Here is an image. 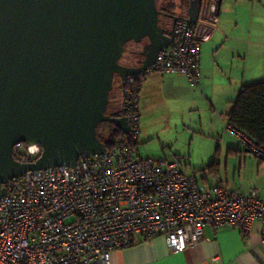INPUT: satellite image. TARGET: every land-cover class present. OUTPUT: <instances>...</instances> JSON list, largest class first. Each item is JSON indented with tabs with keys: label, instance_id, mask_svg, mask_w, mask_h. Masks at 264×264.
I'll return each mask as SVG.
<instances>
[{
	"label": "built area",
	"instance_id": "obj_1",
	"mask_svg": "<svg viewBox=\"0 0 264 264\" xmlns=\"http://www.w3.org/2000/svg\"><path fill=\"white\" fill-rule=\"evenodd\" d=\"M169 29L171 43L156 61L124 80L127 140H118L103 154L83 155L73 166H50L3 181L0 264H112L115 251L160 236L179 254L201 243L208 226L234 228L247 238L260 222L264 242V198L259 190L206 188L195 174L183 172L179 160L138 155L141 90L136 83L159 73L184 75L192 86L200 84L196 26L187 15H178ZM233 133L264 161L263 148ZM41 152L38 145L17 144L13 149L21 163L37 161Z\"/></svg>",
	"mask_w": 264,
	"mask_h": 264
},
{
	"label": "water",
	"instance_id": "obj_2",
	"mask_svg": "<svg viewBox=\"0 0 264 264\" xmlns=\"http://www.w3.org/2000/svg\"><path fill=\"white\" fill-rule=\"evenodd\" d=\"M158 2L0 0V197L4 180L105 153L103 122L129 134L125 109L120 117L107 110L115 77L124 84L144 72L171 43ZM203 2L190 1L195 26ZM144 42L137 65H123L128 45ZM17 144L38 145L41 156L19 162Z\"/></svg>",
	"mask_w": 264,
	"mask_h": 264
},
{
	"label": "crops",
	"instance_id": "obj_3",
	"mask_svg": "<svg viewBox=\"0 0 264 264\" xmlns=\"http://www.w3.org/2000/svg\"><path fill=\"white\" fill-rule=\"evenodd\" d=\"M166 1L164 3L168 4ZM256 1L222 0L219 7L217 2L204 0L196 26V36L201 46L199 86H192L184 75L153 73L143 82L140 99L150 98L154 104L177 103L197 112L204 106H210L213 117H218L219 120L225 119L228 125L229 114L243 88L259 83L256 82V77L264 75V7L263 0L259 3ZM172 4L176 6L175 17L187 15L190 1L179 0V3L172 2ZM213 6H216V12L212 11ZM174 18L170 19V27ZM204 37H207V40H204ZM145 106L148 107V104L145 103ZM211 130L215 131L214 128ZM152 131L151 127L144 124L139 145L153 139L155 135ZM228 134L226 133L223 139H219L218 146L221 147L226 143L228 151H240L241 153L233 156L235 165L241 170L244 166L247 170L252 162H248V157L244 158L240 147L224 141ZM201 135L205 137L204 134ZM159 139L161 140V136ZM220 140L223 142L220 143ZM160 142L161 145L169 143L168 140ZM139 145L138 155L141 157ZM245 152L250 157H254L247 149ZM160 159H179L183 172L189 174L188 163L186 159L180 158L179 154L172 158H165L164 154V158ZM196 176L200 184L206 188L222 185L241 193H248L254 188L248 184H239L237 181L232 185L230 182L224 184L223 181L216 182L214 179L208 181L203 178L201 181L198 175ZM254 189L259 190L264 198V161L258 158H256ZM262 230V223L256 222L250 235L245 238L234 228L215 229L208 226L205 228L201 243L179 254L172 253L166 237L141 240L130 248L115 251L112 254V264H264Z\"/></svg>",
	"mask_w": 264,
	"mask_h": 264
},
{
	"label": "rangeland",
	"instance_id": "obj_4",
	"mask_svg": "<svg viewBox=\"0 0 264 264\" xmlns=\"http://www.w3.org/2000/svg\"><path fill=\"white\" fill-rule=\"evenodd\" d=\"M165 0H159L158 5L161 10ZM260 0L256 2L259 3ZM168 4L179 3V0H167ZM264 7V0H263ZM170 19L162 16V25L165 28H170ZM264 32V29H263ZM144 42L141 45L131 43L127 47V51L124 54L121 63L127 66H134L138 63V58L135 55L136 52L142 50ZM264 64V59H263ZM256 82L264 81V75L256 77ZM122 89L121 81L118 76L115 77L114 90L111 93V102L115 106H120L122 102ZM148 104V107L145 106ZM152 104V105H151ZM140 113H141V129L144 128V124H147L153 129L154 137L147 143H143L140 146V154L142 158H172L174 155L179 154L180 158L186 159L188 163V173L197 174L201 181L205 178L208 181L213 179L223 181L224 184L230 182L231 185L237 181L239 184H248L251 187L256 188V158L250 157L247 154L246 147L240 144L236 135L227 129V121L214 118L212 109L210 106H204L200 111L190 110L188 107H184L180 104L160 102V104L152 103L151 99H140ZM147 107V109H145ZM186 125L187 127H185ZM214 128L215 131H212ZM98 132L105 139H109L110 131L106 126L99 128ZM228 134V137L224 141H229L232 146H238L243 150V156L248 157L252 162L248 166V169L243 166L242 170L235 165V158L229 155L228 147L226 143H223L221 147L218 146L219 139H223V136ZM204 134L205 137H202ZM218 134L220 137H218ZM233 135V136H231ZM161 140H168L167 145H161ZM235 137V138H234ZM237 139V140H236ZM238 141V143H237ZM223 140H220V143ZM220 151L217 155V149ZM235 147V148H236ZM214 162H218L220 166L212 167L211 171L209 166ZM217 163V165H218ZM219 169V172H218ZM253 188V189H254Z\"/></svg>",
	"mask_w": 264,
	"mask_h": 264
},
{
	"label": "trees",
	"instance_id": "obj_5",
	"mask_svg": "<svg viewBox=\"0 0 264 264\" xmlns=\"http://www.w3.org/2000/svg\"><path fill=\"white\" fill-rule=\"evenodd\" d=\"M211 1L217 2L218 0ZM175 9L176 6L173 4L164 5L161 9L162 16L166 17L167 19L174 18ZM136 85H138L140 90L142 89V83L138 82L136 83ZM121 89L123 93L124 86L122 85V83ZM123 101L124 97L122 96V102ZM122 102L120 103V105L122 104ZM122 114L123 111L122 108H120L118 113L111 117H120ZM102 126H106L110 131V137L107 140H105L98 132L99 138L102 142L106 143L107 149H111L114 143L120 139L127 140V137L125 136L123 131L114 123L103 122L99 125L98 130ZM227 128L232 132L235 131L248 136L258 145V147L264 149V81L243 88L232 108L231 113L229 114ZM219 151L220 148L218 147L217 155L215 157L218 156ZM228 152L230 156L241 153L238 150H229ZM217 163L218 162H214L211 166H209V169L216 166L219 167L220 164L218 163L217 165ZM211 171L215 172V170L212 169Z\"/></svg>",
	"mask_w": 264,
	"mask_h": 264
},
{
	"label": "flooded vegetation",
	"instance_id": "obj_6",
	"mask_svg": "<svg viewBox=\"0 0 264 264\" xmlns=\"http://www.w3.org/2000/svg\"><path fill=\"white\" fill-rule=\"evenodd\" d=\"M122 83V82H121ZM123 85V84H122ZM124 90V89H123ZM124 97V96H123ZM124 102V101H123ZM123 102L122 104L118 107V106H115L112 102L110 103L109 107H108V110H107V113L108 115L110 116H114L115 114L118 113L119 109L122 108V111H123V108H124V105H123ZM126 114V113H125ZM124 115V113L122 114ZM121 115V116H122Z\"/></svg>",
	"mask_w": 264,
	"mask_h": 264
}]
</instances>
